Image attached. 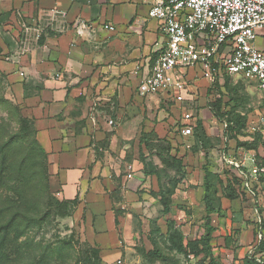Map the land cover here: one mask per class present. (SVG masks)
Segmentation results:
<instances>
[{
  "label": "rangeland",
  "instance_id": "1",
  "mask_svg": "<svg viewBox=\"0 0 264 264\" xmlns=\"http://www.w3.org/2000/svg\"><path fill=\"white\" fill-rule=\"evenodd\" d=\"M8 21L0 15V136L28 132L44 147L34 120L25 114V98L34 92L33 79L20 63L26 46H38L42 35L36 30L30 35L26 27ZM187 85L183 102L144 96L131 114L125 111L123 125L109 123L111 135L119 131L115 141L110 138L96 146L97 156H113L120 179L129 173L144 179L134 195L125 198L121 182L112 195L114 208L119 209L118 224L95 219L92 226L83 213L75 218L78 208L59 196L53 185L47 192L36 188L38 181L45 187L44 180H37L31 170L21 176L26 181L17 184L19 191L11 196L23 194L27 214L39 220L22 236L15 231L6 240L0 236V264H216L202 241L207 169L214 173L210 196L216 212L211 215L210 244L216 261L248 264L253 259L264 264V183L251 197L224 158V154L238 159L255 156L264 162L260 120L264 99L256 83L243 75H232L227 86L213 89L200 76L189 78ZM25 117L29 120L23 128ZM198 121L203 124L200 128ZM186 123L194 129L190 136L180 132ZM16 150L17 158L22 157L24 149ZM170 154L180 163L169 160ZM91 227L100 235V243ZM180 235L192 243L190 254L179 248Z\"/></svg>",
  "mask_w": 264,
  "mask_h": 264
},
{
  "label": "crops",
  "instance_id": "2",
  "mask_svg": "<svg viewBox=\"0 0 264 264\" xmlns=\"http://www.w3.org/2000/svg\"><path fill=\"white\" fill-rule=\"evenodd\" d=\"M153 2L0 0V15L9 23L26 27L30 35L32 30L44 35L38 46H26L20 60L33 79L25 114L34 120L48 152L51 184L62 198L79 197L74 216L83 213L92 226L95 219L108 225L115 222L111 193L120 182L125 198L144 182L133 175L120 179L113 156H97L96 146L110 138L113 143L119 131L111 135L108 121L123 125L125 111L131 114L145 98L139 93L141 78L166 42L159 21L148 17ZM77 17L96 25L113 24L116 31L96 29L79 36L73 23ZM255 45L264 52V29ZM91 229L100 243V235Z\"/></svg>",
  "mask_w": 264,
  "mask_h": 264
},
{
  "label": "built area",
  "instance_id": "3",
  "mask_svg": "<svg viewBox=\"0 0 264 264\" xmlns=\"http://www.w3.org/2000/svg\"><path fill=\"white\" fill-rule=\"evenodd\" d=\"M60 12L67 16L66 11ZM148 17L159 21L166 42L141 78V95L183 102L189 78L200 76L212 86L226 75H243L257 83L264 97V52L255 45L264 29V0H154ZM73 23L79 36L96 29L116 31L113 24L96 25L82 17ZM260 120L264 123V115ZM180 132L190 136L193 127L186 123ZM224 158L240 178L243 190L254 197L257 185L264 183V163L255 156L238 159L224 154ZM255 212L259 213L258 206Z\"/></svg>",
  "mask_w": 264,
  "mask_h": 264
},
{
  "label": "trees",
  "instance_id": "4",
  "mask_svg": "<svg viewBox=\"0 0 264 264\" xmlns=\"http://www.w3.org/2000/svg\"><path fill=\"white\" fill-rule=\"evenodd\" d=\"M230 76L231 75H226L221 83L217 82L214 85L210 86L209 89H213L214 87L219 85L227 86ZM220 103V101H217L216 105L219 106ZM27 120L29 119H26V117L22 119L23 128L25 127ZM202 126V122L198 121V123L196 124V128H200ZM17 148L24 149L22 157L17 158ZM168 159L173 162L177 161L180 163L175 155H168ZM49 164L48 152L38 140H36L35 138L31 139L28 132H24V134H22L21 132H17L11 134L6 138L0 136V236L2 235L3 240L7 239V235L10 231H15L19 236L24 235L27 231V228L35 226L38 222L39 218L27 214L26 208L24 206V204L26 203V197L23 194H18L17 197H12L11 192L15 193L19 191L18 188L20 187V184L26 181V177L21 178V176L23 177L27 172H30L31 170L33 171L32 174L35 176V178H37V180H44L43 186L45 187H42L41 181L36 182L35 187L39 188L40 191H49L50 185L52 186V174L49 172ZM212 176H214V173L207 169L205 171L204 178V203L206 215L205 234L202 239L204 244L203 250L209 255L212 262H215L216 264H222L216 261L212 250L213 247L210 244L212 231L214 230V227L211 224V215L213 212H216L215 208L212 205L210 196ZM234 177L238 181V185L241 186V180L235 173ZM17 184H19V187ZM118 190H120V185H118L112 191L111 197L112 195L117 193ZM46 195H48L47 199H50L49 194L46 193ZM67 202L73 204V206L76 208L79 204V197L77 196L74 199H67ZM113 209L115 208L113 207ZM118 216L119 209H115V222L117 224ZM179 238V248L183 251H187L190 254L192 243L188 240H185V238H183L181 235L179 236ZM247 263L259 264L253 259L247 260Z\"/></svg>",
  "mask_w": 264,
  "mask_h": 264
}]
</instances>
